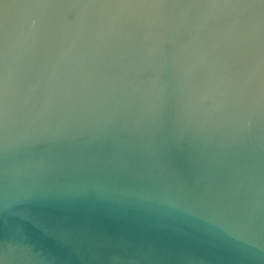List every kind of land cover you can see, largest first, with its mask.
<instances>
[{
	"label": "water",
	"instance_id": "obj_1",
	"mask_svg": "<svg viewBox=\"0 0 264 264\" xmlns=\"http://www.w3.org/2000/svg\"><path fill=\"white\" fill-rule=\"evenodd\" d=\"M0 264H264V0H0Z\"/></svg>",
	"mask_w": 264,
	"mask_h": 264
}]
</instances>
